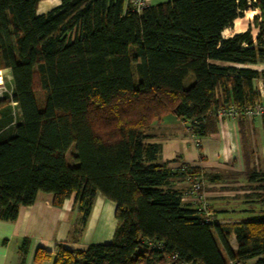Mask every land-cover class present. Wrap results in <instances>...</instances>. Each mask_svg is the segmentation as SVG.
Returning <instances> with one entry per match:
<instances>
[{"label":"trees","instance_id":"1","mask_svg":"<svg viewBox=\"0 0 264 264\" xmlns=\"http://www.w3.org/2000/svg\"><path fill=\"white\" fill-rule=\"evenodd\" d=\"M40 1L0 0V70L12 75L11 91L0 99V219H16L39 192L52 193L58 207L74 197L77 235L101 193L116 204L111 241L39 248L37 262L264 264V215L206 221L169 186L174 177L202 181L199 170L174 172L157 161L161 145L147 142L152 122L167 113L204 136L216 129L221 108L244 115L264 100L255 85L264 72L243 66L264 59V0H170L142 12L128 0H60L39 13ZM250 7L260 11L251 22L256 38L251 27L223 37ZM37 81L46 91L42 102ZM247 178L264 182V172L248 170ZM258 190L264 207V185ZM29 244L25 238L18 264Z\"/></svg>","mask_w":264,"mask_h":264},{"label":"crops","instance_id":"2","mask_svg":"<svg viewBox=\"0 0 264 264\" xmlns=\"http://www.w3.org/2000/svg\"><path fill=\"white\" fill-rule=\"evenodd\" d=\"M165 1L170 0H148V4ZM243 66L264 72V59ZM255 85L264 99V78L256 79ZM215 125L213 132L199 136L189 121L169 114L152 122L147 142L161 145L157 161L166 163L174 172L184 165L199 170L203 194L217 223L227 225L263 216L264 207L256 199L257 191L250 188L254 182L249 181L247 172H264V115L219 118ZM189 184L187 176L174 177L169 182V186L181 191L184 205H193L187 194ZM115 210L116 204L98 193L82 232L72 239L70 232L80 228L75 198L58 207L53 204L52 193L39 192L33 204L20 207L16 219H0V264H18L19 248L25 238L30 241L25 264H53L54 258L37 262L35 255L39 248L53 250L58 243L85 249L92 243L109 242L117 225ZM229 244L233 250L238 247L234 233ZM254 262L252 259L248 263Z\"/></svg>","mask_w":264,"mask_h":264},{"label":"rangeland","instance_id":"3","mask_svg":"<svg viewBox=\"0 0 264 264\" xmlns=\"http://www.w3.org/2000/svg\"><path fill=\"white\" fill-rule=\"evenodd\" d=\"M59 2H60V0H41L40 3H39V13H46V12H48L53 7L57 6V4H59ZM258 14H260V11L258 9H254L253 7H250L244 13V16L241 17L242 20H243V22L246 24V29L245 30H247L248 28L251 27V31H252V34H253V37L254 38H256V36H257V34L259 32V29L254 24L251 25V22H252V19H253L254 15H258ZM234 27H235V25L233 23V25L231 27H229L230 28L229 29V32L227 34H225L223 37H225V38L232 37L235 33H238V32H234V29H235ZM1 80H2V82H1ZM193 81H194V76L192 74H190L188 76V78L186 79V81L184 83V86L185 87H189L193 83ZM0 82H1L0 99H2L3 98V95H4V93L6 91L7 92H10L11 91L12 75H11L10 69H8V68L1 69ZM35 94L37 96V99L40 102L44 101V98L46 96V91H45V89L41 86V84L38 81L35 83ZM169 114L170 113H167V114L163 115L162 118L164 116L169 115ZM16 121H17V119L14 120L13 123H15ZM73 153H74V147H72L71 149H69V151L67 152V160L71 164L74 163V161L72 159ZM260 185H264V182H254L253 184L250 185V188L255 189L258 192L259 191L258 190V187ZM75 234H76V229H73L70 232V235L72 237V235H75Z\"/></svg>","mask_w":264,"mask_h":264},{"label":"built area","instance_id":"4","mask_svg":"<svg viewBox=\"0 0 264 264\" xmlns=\"http://www.w3.org/2000/svg\"><path fill=\"white\" fill-rule=\"evenodd\" d=\"M131 7L137 12H142V10L147 6L148 0H128ZM218 116L221 118H237L241 113L234 107H224L218 111ZM244 115L247 116H262L264 115V100L257 102L254 105H249L243 111ZM187 194L192 197L193 205L201 210L206 218V221H213L214 216L209 203L207 202L203 191H202V181L197 178H191L190 184L187 189ZM229 264H242L237 260L230 259ZM181 264H195L188 261H183Z\"/></svg>","mask_w":264,"mask_h":264},{"label":"bare ground","instance_id":"5","mask_svg":"<svg viewBox=\"0 0 264 264\" xmlns=\"http://www.w3.org/2000/svg\"><path fill=\"white\" fill-rule=\"evenodd\" d=\"M251 14V13H250ZM249 15V14H248ZM234 25H235V29H234V32H242L246 29V24L243 22L242 18L241 17H237L235 20H234ZM229 27L225 28L223 31H222V35L224 36L225 34H227L229 32ZM0 78H1V70H0ZM2 82V80H1Z\"/></svg>","mask_w":264,"mask_h":264}]
</instances>
